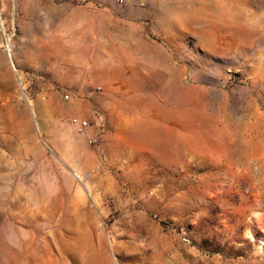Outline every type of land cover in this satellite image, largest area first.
Returning a JSON list of instances; mask_svg holds the SVG:
<instances>
[{
  "label": "rangeland",
  "instance_id": "374dc122",
  "mask_svg": "<svg viewBox=\"0 0 264 264\" xmlns=\"http://www.w3.org/2000/svg\"><path fill=\"white\" fill-rule=\"evenodd\" d=\"M0 1V264H264V0Z\"/></svg>",
  "mask_w": 264,
  "mask_h": 264
},
{
  "label": "built area",
  "instance_id": "2783aa9c",
  "mask_svg": "<svg viewBox=\"0 0 264 264\" xmlns=\"http://www.w3.org/2000/svg\"><path fill=\"white\" fill-rule=\"evenodd\" d=\"M5 37L6 36H5V31H4L3 10H2V3L0 1V39H5ZM19 86H20V84H19ZM41 99H44V98L41 97ZM71 125L74 128H76L78 131H83L87 128V122L85 120H79L76 118L71 120Z\"/></svg>",
  "mask_w": 264,
  "mask_h": 264
},
{
  "label": "bare ground",
  "instance_id": "6f19581e",
  "mask_svg": "<svg viewBox=\"0 0 264 264\" xmlns=\"http://www.w3.org/2000/svg\"><path fill=\"white\" fill-rule=\"evenodd\" d=\"M23 96H24V94L23 93H21ZM247 234L249 235V237L252 239V240H254L253 239V234L251 233V232H247ZM255 241V240H254ZM257 243H258V250L259 251H261V253H264V230H263V234H262V237L257 241ZM257 251V250H256Z\"/></svg>",
  "mask_w": 264,
  "mask_h": 264
}]
</instances>
